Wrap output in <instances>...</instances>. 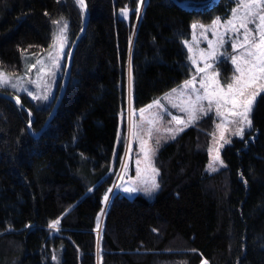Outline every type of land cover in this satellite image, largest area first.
I'll use <instances>...</instances> for the list:
<instances>
[{
	"label": "trees",
	"instance_id": "16d2710c",
	"mask_svg": "<svg viewBox=\"0 0 264 264\" xmlns=\"http://www.w3.org/2000/svg\"><path fill=\"white\" fill-rule=\"evenodd\" d=\"M139 1L85 0L68 82L37 135L60 76L47 99L18 96L29 130L27 113L0 97V264H264V94L251 128L221 149V168L204 170L207 114L157 147L151 197L109 192L127 72L138 108L186 65L179 5ZM83 18L77 0H0V70L19 73L23 54L47 51L53 21L65 20L72 40Z\"/></svg>",
	"mask_w": 264,
	"mask_h": 264
},
{
	"label": "rangeland",
	"instance_id": "374dc122",
	"mask_svg": "<svg viewBox=\"0 0 264 264\" xmlns=\"http://www.w3.org/2000/svg\"><path fill=\"white\" fill-rule=\"evenodd\" d=\"M145 1L146 0H143V2H141L140 0L139 7H141ZM169 1L172 2V0H168V2ZM182 1H185L186 5L196 6L191 8L184 7V5L176 7L177 11L181 10L184 13V25L186 29L185 34L182 37V44L186 50V65L183 64L181 67L183 73L182 79L175 86L146 104L138 108H133L131 105V81L127 72L126 104L123 111L119 113L118 128L116 131L110 164L114 169V180L109 188V192L119 190L125 195L122 191L123 188H135L138 189V191L132 192V195L128 197H132L137 192L143 193L146 197L152 196L154 191L151 195L140 191V189H144L152 183H156V174L153 172V169H156L152 161L153 155L151 156V162L149 163V161L144 159L142 148L144 150L150 148L156 150L160 144L171 139L173 135L178 133L175 131L176 129H183L192 124L187 123L189 114L193 112V108L189 105V101H194L197 93L191 88L181 89L180 86L183 85L185 81L191 80L192 77L195 76L197 81L196 88L199 89V80L203 74L197 73L196 65L191 63L189 57L195 58L198 65L203 66L206 56L201 55V50H207L208 41H212L213 46H216L217 38L219 36L224 37L226 42L225 47L231 55L238 56L240 52L243 51L241 49L237 52H232L231 48L228 47L227 42L234 39L235 36L231 31L225 35L226 26L223 23L225 20L233 18V10L238 8L236 0H215L213 3L204 6H199L200 4L196 3L200 0ZM253 10L255 11L256 9ZM240 15H242V11L237 13V16ZM217 18L220 19L219 25L212 30L205 31L203 35H201V28L198 27L193 30L191 27L193 24H197L203 25L205 29H209L213 25V21ZM56 21H59L60 23L53 24L52 40L49 49L43 53L23 54V70L19 73H8L0 70V72H2L9 80L7 85L0 88H4L17 96L25 94L32 100L47 99L52 95L56 78L62 74L65 57L72 41L66 30V39L61 38L56 40V46L52 47L54 44V34L57 33L59 28L66 23L63 19ZM235 23L238 24L239 20L237 19ZM249 27H252V25H249ZM213 32H215V35ZM185 41H188V46L184 43ZM189 47H191V51H189ZM218 51H224V49H218ZM49 53H52L53 56L59 57V66L53 64ZM37 61L40 62L37 63ZM33 65H35V67H33ZM213 67L218 73V76L207 81L208 91L213 92V90H215L219 92V86L232 81L235 65L232 64L230 60L224 59L214 63ZM208 74L211 76V69L208 70ZM12 84H15L16 87L13 88L11 86ZM262 86H264V80L257 81L246 97L245 102L247 103L248 101H251L252 108L255 100L261 94H264V87ZM173 89H177V91L173 92ZM202 91L203 90H201V92ZM157 100L159 101V106L153 105L152 108H147L148 105L153 104V102ZM200 103L207 109L208 101L204 100ZM173 105H179V107H174ZM182 108L186 109V111H181ZM142 109L145 110L143 113L141 112ZM230 109L231 105L221 107L220 111L223 115L218 116L216 115L215 104H213L212 110L207 112V114H211L213 117V126L207 147V160L204 164V170L207 172L214 171L224 166V161L220 153L223 146L227 144L224 141L227 140L230 142L231 138L240 137L235 135L236 130L239 128H243L244 132L249 129L247 124L240 122L241 118L235 116ZM236 111H243V108L238 107ZM194 114L199 118L203 115H207L204 113ZM173 117L183 119L185 124H177ZM149 121H152V123H149ZM218 125H220L219 128L217 127ZM168 128L173 129V133L165 131ZM149 129H151V138H149L148 135ZM221 136H223V139ZM157 139L160 140L159 145L156 144ZM115 156L117 162L116 165H114ZM217 157L219 159H216ZM137 161H139V163H137ZM210 165H212V167H210ZM57 228L52 229L55 231ZM55 262H57L56 257ZM200 264H205V261H202Z\"/></svg>",
	"mask_w": 264,
	"mask_h": 264
},
{
	"label": "snow or ice",
	"instance_id": "6c2138e0",
	"mask_svg": "<svg viewBox=\"0 0 264 264\" xmlns=\"http://www.w3.org/2000/svg\"><path fill=\"white\" fill-rule=\"evenodd\" d=\"M143 2V0H141ZM238 8L233 10V18L229 20H225L223 23L225 24V35L229 31H231L235 38L231 39L227 42L228 47L231 48L232 52H237L239 50H243L240 52L238 56H233L225 47V40L223 36H219L217 38L216 46H213L212 41H208L207 50H201V55L206 56V59L203 62V66H199L198 62L195 58L189 57L191 63L196 65L197 73L203 74L201 79L199 80L200 88H196V78L192 77L191 80L185 81L183 85H181V89L191 88L195 93V100L189 101V105L193 108V112L189 114V119L187 123H193L199 117L194 113H204L212 110L213 104H215L216 115L222 116L223 113L220 111L221 107H227L231 105L230 111L237 117H240V122L246 123L249 128H251V120L249 119V113L252 110L251 101H246V97L249 94L250 89L255 86V83L259 80H264V0H236ZM77 3L84 7V0H77ZM253 9H256L255 11ZM242 11V15L237 16L238 12ZM126 14V13H125ZM239 20V23H235L236 20ZM53 23L59 24V21H53ZM220 23V19L217 18L213 21V25L209 29H205L203 25L193 24L191 27L193 30L198 27L202 29L201 35L205 31L212 30ZM252 25V27H249ZM67 24H63L62 27L59 28L58 32L54 34V44L52 47H55V41L61 38L66 39L65 32L67 29ZM215 35V32H213ZM186 46H188V41L184 42ZM218 49H224V51H218ZM189 51H191V47H189ZM49 56L52 58L53 64L55 66L58 65V56H53L52 53H49ZM224 59H228L232 64L235 65L234 75L232 77V81L226 83L225 85L219 86V92L213 90V92L208 91L207 81L217 77L218 73L215 71L213 65L217 61H222ZM40 61H37L39 63ZM35 67V65H33ZM212 70L211 76L208 74V70ZM9 80L4 76L2 72H0V87L7 85ZM13 88L16 87L15 84L11 85ZM264 87V86H262ZM201 90H203L201 92ZM173 92H176L177 89H173ZM208 101L207 109L200 103L201 101ZM153 105L159 106V101H154L153 104L148 105L147 108H152ZM174 107H179V105H173ZM238 107L243 108V111H236ZM145 110L142 109L143 113ZM181 111H186V109H181ZM177 124H185V121L179 117H173ZM236 122V121H233ZM152 123V121H149ZM218 128L220 125L217 126ZM165 131L169 133H173V129L168 128ZM176 132L183 131L182 128L176 129ZM149 138H151V129L148 131ZM235 135L243 137L244 130L243 128H239L236 130ZM175 138V135L172 136ZM223 139V136H221ZM119 139V136H118ZM225 143L229 141L225 140ZM160 140H156V144L159 145ZM144 159L146 161L151 162V156L154 155L155 149L150 148L144 150ZM216 159H219L218 157ZM139 163V161H137ZM212 167V165H210ZM155 174H158V170L153 169ZM159 188V184L152 183L148 187L144 189H140V191L145 192L146 194L151 195L153 191ZM127 192H136L138 189L130 188L125 189ZM108 197L105 196V200ZM59 221H54L50 224L51 228H57ZM155 231V230H154ZM206 264V262H205Z\"/></svg>",
	"mask_w": 264,
	"mask_h": 264
},
{
	"label": "water",
	"instance_id": "95a60500",
	"mask_svg": "<svg viewBox=\"0 0 264 264\" xmlns=\"http://www.w3.org/2000/svg\"><path fill=\"white\" fill-rule=\"evenodd\" d=\"M175 4L179 5V6H183L184 7H196L195 5H186L185 4V1H182V0H172ZM215 0H200V1H197L196 3L197 4H200L199 6H202V5H205V4H211L213 3ZM82 10L84 12V18H83V22L80 26V28L78 29V31L76 32V34L74 35L71 43H70V46H69V49H68V52L66 54V57H65V61H64V67H63V70H62V74L58 80V85H57V89H56V93H55V96L52 100V103L50 105V108L40 126V128L37 130V132L35 133H31L33 135H37L42 129H44L47 125V123L49 122V120L51 119V117L53 116L61 98H62V95L64 93V90H65V86L68 82V78H69V70H70V65H71V58H72V54H73V51H74V47H75V44L77 42V40L79 39V37L81 36V34L84 32L85 30V26H86V23H87V19H88V9H87V5H86V2L84 0V7H82ZM0 97L4 98V99H7L11 102H13L14 104L18 105L22 110H24L27 115H28V122L26 123V128L29 130L30 129V121L32 119V115L30 113V111L27 109V107L22 103V101L20 100V98L9 92V91H3V90H0Z\"/></svg>",
	"mask_w": 264,
	"mask_h": 264
}]
</instances>
